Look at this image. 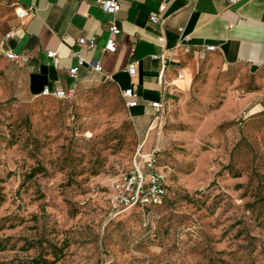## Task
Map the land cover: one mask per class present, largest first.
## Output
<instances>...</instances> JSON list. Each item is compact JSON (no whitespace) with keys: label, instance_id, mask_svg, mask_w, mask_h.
Segmentation results:
<instances>
[{"label":"rangeland","instance_id":"1","mask_svg":"<svg viewBox=\"0 0 264 264\" xmlns=\"http://www.w3.org/2000/svg\"><path fill=\"white\" fill-rule=\"evenodd\" d=\"M8 10L0 5V38ZM259 75L211 58L191 87L136 116L111 81L63 99L31 95L0 56V264H264V110ZM140 148L168 197L145 224L109 192Z\"/></svg>","mask_w":264,"mask_h":264},{"label":"crops","instance_id":"2","mask_svg":"<svg viewBox=\"0 0 264 264\" xmlns=\"http://www.w3.org/2000/svg\"><path fill=\"white\" fill-rule=\"evenodd\" d=\"M99 1L0 0L8 10L0 56L16 67L27 93L111 81L120 92L134 89L137 105L129 109L142 117L154 111L152 101L186 92L195 64L211 58L225 67L242 65L258 74L257 88L244 100L254 101L252 109L264 110V0H117L120 10L113 16L101 9ZM163 4L165 9L159 12ZM17 9L27 14L19 18ZM151 15L160 21L152 22ZM112 18L120 29L116 51L104 53ZM92 36L97 39L95 49L77 45L79 37ZM208 46L215 49L209 51ZM48 51L57 55L49 58ZM8 52L16 55L14 61L6 58ZM77 56L86 62L99 60L103 70L78 65ZM132 63L136 70L130 76L127 67ZM74 66L78 69L72 77L69 69Z\"/></svg>","mask_w":264,"mask_h":264},{"label":"built area","instance_id":"3","mask_svg":"<svg viewBox=\"0 0 264 264\" xmlns=\"http://www.w3.org/2000/svg\"><path fill=\"white\" fill-rule=\"evenodd\" d=\"M101 9L109 14L115 15L120 10V4L117 0H100ZM231 3L237 2V0H230ZM165 9V4L158 8L159 12ZM17 15L19 18H23L26 14V10L17 9ZM150 20L152 22H159L160 19L157 15H151ZM109 36L103 47L104 53H114L116 51V39L115 37L120 33V29L116 25L115 20L112 18L109 25ZM10 34H6L4 40H7ZM77 45L80 48L86 50H93L96 48L97 39L95 36L85 38L79 37L76 40ZM2 42H0L1 46ZM1 49V48H0ZM214 46H208L207 50H214ZM78 55V52H75ZM55 51H48L47 57L54 58L56 56ZM7 59L14 61L16 55L11 52L5 53ZM78 65H85L88 68L96 71H102L103 67L99 60L92 59L86 62L83 58L77 56ZM164 62V61H163ZM78 66H74L69 69V74L75 77ZM135 65L129 64L127 72L130 76L135 74ZM181 76L180 74L178 75ZM72 89H49L45 87L41 94L46 97H53L56 99L67 98L72 94ZM121 95L128 108L135 107L137 105L136 93L133 88L129 87L121 91ZM163 97V96H162ZM151 108L155 112H160L163 109V98L152 101L150 103ZM167 196V184L166 178L162 170L155 164V150L142 153L140 148L136 151V155L132 162V165L124 172H121L116 179H114L111 190L109 192V199L113 208L119 211H125L133 207H138L142 211V215L145 224H148L150 219H153L156 215L155 208L163 203Z\"/></svg>","mask_w":264,"mask_h":264},{"label":"trees","instance_id":"4","mask_svg":"<svg viewBox=\"0 0 264 264\" xmlns=\"http://www.w3.org/2000/svg\"><path fill=\"white\" fill-rule=\"evenodd\" d=\"M167 197H168V188H167V196H166L165 200L163 201V203L161 205H159L155 209L164 205L165 201L167 200ZM131 209H138L142 213L141 209L138 207H133ZM62 252H63V247H57L56 245L50 244L49 245V254L51 255L52 259L46 258L45 256L47 254L39 255L38 257H34V258L30 259L27 264H55L59 260L60 254Z\"/></svg>","mask_w":264,"mask_h":264}]
</instances>
